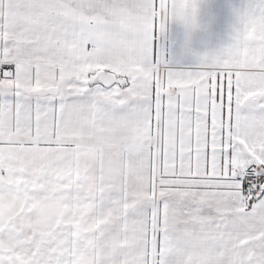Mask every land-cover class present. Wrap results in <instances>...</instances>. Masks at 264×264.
<instances>
[{"label": "snow or ice", "instance_id": "6c2138e0", "mask_svg": "<svg viewBox=\"0 0 264 264\" xmlns=\"http://www.w3.org/2000/svg\"><path fill=\"white\" fill-rule=\"evenodd\" d=\"M0 264H264V0H0Z\"/></svg>", "mask_w": 264, "mask_h": 264}]
</instances>
